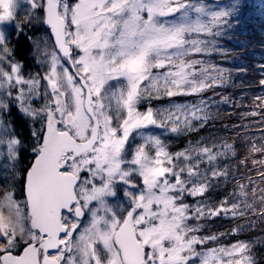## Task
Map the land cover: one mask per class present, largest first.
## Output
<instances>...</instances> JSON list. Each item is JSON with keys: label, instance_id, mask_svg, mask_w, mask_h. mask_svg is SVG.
<instances>
[{"label": "snow or ice", "instance_id": "obj_1", "mask_svg": "<svg viewBox=\"0 0 264 264\" xmlns=\"http://www.w3.org/2000/svg\"><path fill=\"white\" fill-rule=\"evenodd\" d=\"M246 7L0 0V264H259L257 241L218 243L226 234L201 221L264 222V95L240 114L260 127L241 136L236 168L226 140L169 145L215 119L205 93L225 78L200 57L220 51ZM37 22L47 40L26 34ZM221 185L232 190L213 202Z\"/></svg>", "mask_w": 264, "mask_h": 264}, {"label": "trees", "instance_id": "obj_2", "mask_svg": "<svg viewBox=\"0 0 264 264\" xmlns=\"http://www.w3.org/2000/svg\"><path fill=\"white\" fill-rule=\"evenodd\" d=\"M248 7L251 6L250 8H244V14L245 17L249 20H251L252 22H257V14L258 11H262L263 10L261 8H257V2H255V0H248L247 3H245ZM257 10H256V9ZM264 13V12H263ZM241 22H244V20L242 19ZM254 28H256L257 30V26L255 23L253 24ZM32 27H29V30L27 32V34L31 35V30ZM257 32V31H256ZM251 45L252 46H256L259 41H257V36L256 37H252L251 38ZM28 47V41L25 38H21L20 39V49H21V54L22 55H26L27 53H25L26 49ZM252 52L248 53L247 50H245V59L244 61H246L247 63H243L240 67V64L237 66L240 68H243L247 74H244L243 77L241 78V80L243 78H251V77H255V61L250 59L251 58V54ZM205 58H203L204 60H206V57L209 56H204ZM201 58V57H200ZM211 58V57H210ZM215 59V58H214ZM214 65V63H212ZM215 66V65H214ZM239 73V72H238ZM235 76V77H232ZM242 76V75H241ZM226 78H228V80L233 81L234 84L236 86H230V87H226L225 85L223 87H226V90H222V91H217L220 90L221 88H223L222 86L216 89H212L209 90L207 93H205V97H211L213 101L217 102V103H213L212 105V109L211 111L213 112V115L215 116L214 120L209 121L208 125L202 129L199 133H195V134H188L185 136H180V137H175L177 142L174 143V146H178V147H182L184 148L189 142H194L197 139H205V138H212L213 140L216 141H228L229 143H234L237 148H238V159L234 160L231 162V166L233 168H236L237 165L239 164V160L244 159L245 155H247V141L246 140H242L241 136H245V137H252L253 135L255 136H259V133L257 131H255L256 129H258L260 127L259 124H250L249 119H243L241 117V113L242 112H246L247 110L244 109L243 107L248 106L246 104V100L245 97H243L242 93L244 91L243 88H246V85H243V87H238V83H239V76L236 73L235 75H230V76H226ZM226 81V79H225ZM226 84V83H225ZM212 91V93H211ZM216 92H218V94H216ZM212 94V95H210ZM224 97H228L229 100L231 101V103L228 104H224V103H218L219 101H222V99ZM194 100H198V98L196 97V99ZM192 100V101H194ZM249 107V106H248ZM249 110H251L249 108ZM258 119V118H257ZM242 125H248V127L250 129H252V131H244L241 132L240 128ZM259 142V141H257ZM248 168H251V165L247 166ZM240 172L243 175H249L251 173H249L247 171V168H242L240 170ZM240 174V173H238ZM232 187H235V185H233ZM261 187H264V185H261ZM226 190L231 191L232 188L229 187H225L224 185H221L219 190L213 191L211 193L212 196V200L213 202L223 199L224 194L223 191ZM217 218L207 221V222H203L204 224V232L205 233H212V234H217V233H225L226 235H224L220 241H218V243H223V244H230V243H234L237 240H255L257 241L256 245L254 246V252L256 254V258L259 261V264H264V222L257 220L256 221V225L252 230H248L247 229V225L244 223V221H233L231 219L228 218ZM253 220H256L255 217H252ZM240 223L242 225H244V230L237 236V235H227V233L230 232V230L235 229L237 227V224Z\"/></svg>", "mask_w": 264, "mask_h": 264}, {"label": "rangeland", "instance_id": "obj_3", "mask_svg": "<svg viewBox=\"0 0 264 264\" xmlns=\"http://www.w3.org/2000/svg\"><path fill=\"white\" fill-rule=\"evenodd\" d=\"M247 1L248 0H242V3L245 4L247 3ZM218 2L219 3L232 2V0H218ZM255 2H257V8H261L264 12V0H255ZM250 7L251 6L248 5L247 8ZM263 12L258 11L257 22H252L251 20L245 17L243 11L242 19L244 20V22H241L239 25H234V27L230 32H228L226 35L220 38L219 40L220 51H217L212 55H210L209 57H206V60L203 59L205 58L204 56L201 57V59H203L208 65H213L212 63H214V65L217 68L223 70V75L226 81L224 79V84L222 85V87L224 85L227 88L230 86L233 87L236 86L235 85L236 83L234 84L233 81L228 80L226 76L235 75L236 73L238 74L239 76L238 87H243V85H246V88H243L244 91L242 95L243 97H245V100L247 101L246 104L249 106V107L248 106L243 107L247 111L249 110V108L252 109L254 107L253 97L257 95H264V85H261L260 83L261 80H264V67H261L262 65H264V13ZM254 23L258 25L257 30L256 28H254L253 25ZM29 27H32L31 35L27 34V32L29 31L27 29H29ZM25 32L28 36H32L34 39L43 38L47 40V35L45 33V30L41 25H39L38 22L36 24L26 26ZM256 36H257V41H259V43L256 46H252L250 43L251 38ZM48 42L51 43V41ZM245 50H247L248 53L252 52L250 54L251 55L250 59L255 61L254 63L255 77L243 78L241 80L243 75L247 74V72L243 68L238 69L239 67L237 66L241 63L240 67H242L241 65L243 63H247L246 61H244L246 55ZM25 51H26L25 53H28V47ZM29 70L32 72H36L40 69H38L37 66L33 65ZM226 87H223L217 91L226 90L227 89ZM216 94H218V92H216ZM173 99L176 100L177 102H192V100L196 99V97L182 96V97H174ZM168 103L169 101L166 99L160 101H153V105H167ZM176 138L173 137L172 139L169 140L170 150L172 151L182 149V147H178L177 145L174 146V143L177 142ZM226 192L227 191L224 190L223 194L225 195ZM201 223L203 222L201 221Z\"/></svg>", "mask_w": 264, "mask_h": 264}]
</instances>
